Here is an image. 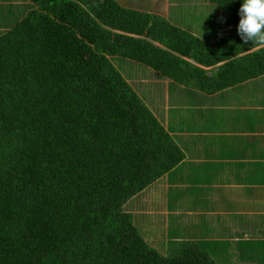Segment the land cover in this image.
<instances>
[{"label": "trees", "instance_id": "1", "mask_svg": "<svg viewBox=\"0 0 264 264\" xmlns=\"http://www.w3.org/2000/svg\"><path fill=\"white\" fill-rule=\"evenodd\" d=\"M205 1L192 6L196 34L143 0L128 7L117 0H28L32 8L21 21L0 31V264L260 261L250 252L264 242L259 236L234 241L229 263L191 240L165 242V232L153 247L135 211L147 188L181 176L188 145L172 135L176 119L166 126L145 101L153 83L131 84L111 58L213 94L264 75V48L238 34L242 0ZM213 5L227 17L216 40L195 21L206 14L210 23L220 20ZM210 118L201 109L196 131L205 119L206 130L213 125ZM212 147L219 148L206 138V151ZM226 241L232 244L210 243Z\"/></svg>", "mask_w": 264, "mask_h": 264}, {"label": "crops", "instance_id": "2", "mask_svg": "<svg viewBox=\"0 0 264 264\" xmlns=\"http://www.w3.org/2000/svg\"><path fill=\"white\" fill-rule=\"evenodd\" d=\"M167 3L168 0L165 4L167 14H163L158 10L162 5L152 9L151 12L171 21L170 8ZM9 4H14V8H10ZM127 4H129V0H124L123 5L128 7ZM21 5H26V10L23 12H20ZM31 8L28 0H0V28L2 29L0 31L2 33L7 31L11 21L21 20ZM188 30L194 34L197 32L193 24ZM178 86L186 92L180 93V97L178 96L179 92L177 94L173 93L177 101L174 100L172 106L167 105L168 109H175L176 113L171 114V119H176L175 129L183 135L182 137H185L188 146H190L194 134H199V145L204 149L198 148L200 161L185 158L178 167L181 176L172 173L174 178L169 180H172L173 183H181L189 188L195 187L196 193L201 189H206L205 198L196 207V210L211 213L209 217L211 225H208L213 228L216 237L218 235H228L226 224L224 222L219 224L221 220H232L236 227L240 226L236 233L238 237L249 238V232L252 237L257 236L254 233L257 225L254 223L264 219L263 206L259 205V200L264 201V189L262 190L264 184L260 180L261 170L264 171V135L251 137L242 133L264 129V75L214 93L210 97L207 93L198 89L180 84ZM201 108L211 111L210 119L213 125L207 127L206 130L203 125L208 119H205L202 121L203 128L198 126L199 129L196 131V122ZM169 116L167 115V117ZM226 118L234 119L228 131L221 129V125ZM184 129L185 132H182ZM201 131L205 133L204 136H201ZM206 135L212 137L227 136L226 154L221 158H216L212 153H209L211 151H206ZM211 139L215 145H218L214 138ZM241 139H244V148L241 152H237L234 148L235 143H238ZM233 152L236 154H233ZM195 171L204 174V177H206L204 182H202V178L197 179ZM232 177L240 184L227 185L225 180ZM195 197V200H197V196ZM212 199H217L218 204L212 205ZM251 200H257L258 203L255 204V201ZM203 205L206 210L202 208ZM239 221H242L240 225ZM246 221H248V224H246ZM250 252L252 253L251 250Z\"/></svg>", "mask_w": 264, "mask_h": 264}, {"label": "rangeland", "instance_id": "3", "mask_svg": "<svg viewBox=\"0 0 264 264\" xmlns=\"http://www.w3.org/2000/svg\"><path fill=\"white\" fill-rule=\"evenodd\" d=\"M120 2V4H124V0H117ZM140 1V0H139ZM199 0H168V5L170 8V18L171 22L173 24L179 25V27L188 30V28L193 23L192 18V6L198 3ZM202 2H206L205 0H202ZM143 3L147 6V8H158L160 5L162 7L158 9L163 14H167L166 11V0H143ZM140 4V3H139ZM20 12H23L26 10V5H21ZM213 13H216L220 16V20H216L213 22H208V14H206L205 17L199 18L198 20H195L199 23L198 30L200 33H208V35L211 37L212 40H216L220 37H222L227 30V17L226 15L218 8L217 5H213L212 8ZM203 13H207V10H201ZM208 13H211L208 12ZM22 19V18H21ZM21 20H13L10 23L9 29L15 27ZM0 30H2L0 28ZM190 31V30H189ZM115 65L118 67L119 71L123 74V76L133 85H137L138 81L140 80H146L151 81L153 85L148 86L152 88V91L150 93V96L145 100L147 103L152 107L154 112L157 114L159 118L165 117V120L163 121L166 126L171 125V121L174 119H171V114L174 113L175 109H168L167 105L172 106L174 103V100H176V96L173 95L186 92V90H181V88L178 86L180 83H177L170 79L169 77H164L162 75H159L158 73L153 75V71L157 72L143 64H138L135 61L129 59V58H123L119 56H114L111 58ZM121 61V62H120ZM183 85V84H180ZM245 87V85H244ZM209 97L213 95V93L207 94ZM207 97V96H206ZM209 97L207 98V102L209 100ZM204 109V108H201ZM200 109V110H201ZM176 113V112H175ZM179 114V113H178ZM167 115H170L167 117ZM234 121V119L226 118L224 122L221 125V129L224 131H228L231 128V123ZM236 121V119H235ZM198 126H200L198 124ZM202 126V124H201ZM197 128V126H196ZM195 128V130H196ZM237 128V126H236ZM201 136H204L205 133L203 131L200 132ZM243 135L248 136H256V135H264V129H256L251 131H245L242 133ZM172 135L175 137L176 141L182 146H187V141L185 140V137H182L181 133L172 131ZM199 134H194L193 140L190 143V146H188L186 150V158L190 160H196L200 161L199 159V150L198 148L204 149L199 145ZM205 138H214L217 142L219 148L212 147L211 152L213 156L216 158H221L224 154H226L227 151V142L228 138L227 136L223 137H212L209 135H206ZM240 136H242L240 134ZM235 150L237 152H241L244 148V139L239 141L238 143H235ZM213 149V151H212ZM233 154H236L233 152ZM195 175L197 179L202 178V182H204V174H201L198 171H195ZM173 175L171 176V179H173ZM225 177V176H222ZM260 180L264 184V171L261 170L260 174ZM227 185H239L240 182L230 178L229 180H225ZM157 185V186H156ZM153 185L150 188H147L142 194L136 198L134 201L137 203L138 207L140 209H135L132 206H129V211L134 210L141 214L142 218L140 221V228L142 231H144V235L146 240L149 242L151 246H158L157 244L162 240V234L165 235V242H168L170 239L171 241H182V240H191L194 241V244H199V247L203 250L204 248L206 250H210L212 253H216L218 257H222L223 263H229L227 260V254L234 252L231 248L232 245H234V241L240 239L241 237L236 236V233L238 232V229H240V226L236 227L235 223L232 220L228 221H220L219 224L224 222L226 226L228 227V235H218L217 237H210L209 231L210 229L213 230L210 224L209 217L211 216V213L208 211L204 212L201 210H196V207L204 200L205 198V192L206 189H201L198 193H196V188H187V186L182 185L181 183L178 184L177 182L173 183L172 180H169L168 177H165L163 181L159 182L158 184ZM197 196V200L196 197ZM217 198V197H216ZM186 200H188V205L185 207L184 204L179 205L177 203H183ZM217 199H212L211 204H218ZM131 204V203H130ZM141 204V205H140ZM142 206V208H141ZM193 209V210H190ZM154 218L157 220V225H154ZM242 221H239V225ZM246 224H248V221H246ZM257 225V229L254 233H256L257 236L264 239V219H260L254 223ZM211 225V224H210ZM178 228H181L182 234H180V230ZM173 230L176 231V235L171 236V233H173ZM187 233V236H186ZM249 238L252 237L250 232L248 233ZM262 234V235H261ZM212 236L214 235V232L212 233ZM245 239V238H244ZM225 241L230 240L232 241V244L229 245V242L226 241V243H222L220 246H215L214 243H210V241ZM207 244V245H205ZM208 246V247H207ZM256 248H259L258 251L254 250L253 248L251 251L253 254H257L256 257L260 261H249V260H243L244 262H238L236 264H264V242L258 243ZM161 250H163L161 248ZM247 252L248 248L244 246V249L241 248L239 253L241 252ZM225 254V257H224ZM260 255V257H258ZM217 261H219V258H217Z\"/></svg>", "mask_w": 264, "mask_h": 264}, {"label": "clouds", "instance_id": "4", "mask_svg": "<svg viewBox=\"0 0 264 264\" xmlns=\"http://www.w3.org/2000/svg\"><path fill=\"white\" fill-rule=\"evenodd\" d=\"M239 15L241 19L238 24V34L243 41L245 43L251 41L253 47L264 48V0H242ZM205 93L209 94L208 92ZM156 248L164 254L169 253L168 251L164 252L159 247Z\"/></svg>", "mask_w": 264, "mask_h": 264}]
</instances>
